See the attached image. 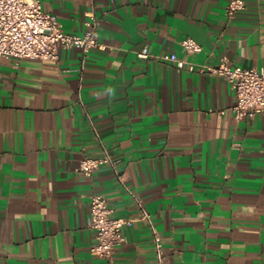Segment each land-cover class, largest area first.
Segmentation results:
<instances>
[{
	"label": "crops",
	"instance_id": "crops-1",
	"mask_svg": "<svg viewBox=\"0 0 264 264\" xmlns=\"http://www.w3.org/2000/svg\"><path fill=\"white\" fill-rule=\"evenodd\" d=\"M226 2L42 0L66 33L93 13L104 48L0 58V264H157L154 233L162 264H264V111L236 120L221 76L136 55L264 70V0ZM99 141L114 166L78 173ZM94 193L133 218L108 258L89 251Z\"/></svg>",
	"mask_w": 264,
	"mask_h": 264
},
{
	"label": "built area",
	"instance_id": "built-area-1",
	"mask_svg": "<svg viewBox=\"0 0 264 264\" xmlns=\"http://www.w3.org/2000/svg\"><path fill=\"white\" fill-rule=\"evenodd\" d=\"M245 6L244 0H227L224 14L232 18ZM85 28L80 34L66 33L62 30L56 16L42 8V0H0V58H40L57 60L59 49L78 47L85 56L91 48H104L96 36V19L88 12L84 19ZM181 45L187 52L201 49L193 38L186 37ZM138 58H155L173 63L178 68L184 65L189 71L198 70L217 74L225 79L234 93V101L228 107L236 120L251 117L264 111V70L255 67H241L221 60L213 65H196L178 58L174 53L153 55L146 46L137 50ZM100 154L83 156L76 168L78 173L90 176L101 164L114 166V158L99 141ZM120 178V176H118ZM141 218L149 219L141 199L133 196ZM88 226L93 231V242L89 251L96 256L108 258L114 246L125 241L122 231L124 224L133 218L112 217L108 199L102 194H91L89 198ZM154 246L157 251V264H162L160 236L154 233Z\"/></svg>",
	"mask_w": 264,
	"mask_h": 264
}]
</instances>
